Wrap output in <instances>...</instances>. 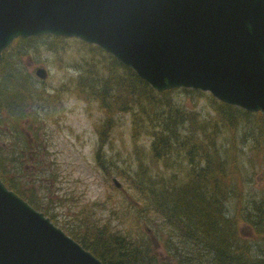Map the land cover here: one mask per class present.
<instances>
[{"label":"trees","instance_id":"obj_1","mask_svg":"<svg viewBox=\"0 0 264 264\" xmlns=\"http://www.w3.org/2000/svg\"><path fill=\"white\" fill-rule=\"evenodd\" d=\"M45 50L57 56L61 70L76 72L67 90L96 103L106 115L95 129L98 167L111 177L104 151L119 113L131 114L137 156L134 169L122 171L125 187L117 190L122 208L111 210L113 216L123 213L118 224L96 220L84 210L77 228L61 226L67 235L103 264H264V114L199 91L159 93L113 56L79 39H17L3 52L0 177L11 191L58 223L39 189L30 191L19 180L43 182L53 175L47 176L50 169L38 160L46 149L41 132L51 95L44 90L46 82L23 63L26 57L39 62ZM182 93L183 101L178 99ZM191 93L209 98V112L190 103ZM144 138L150 140L147 153L138 146ZM30 155L32 177L25 170ZM42 190L52 197L49 188Z\"/></svg>","mask_w":264,"mask_h":264},{"label":"water","instance_id":"obj_2","mask_svg":"<svg viewBox=\"0 0 264 264\" xmlns=\"http://www.w3.org/2000/svg\"><path fill=\"white\" fill-rule=\"evenodd\" d=\"M46 35L100 48L159 93L264 114V0H0V63L17 39ZM0 264L103 263L0 178Z\"/></svg>","mask_w":264,"mask_h":264},{"label":"rangeland","instance_id":"obj_3","mask_svg":"<svg viewBox=\"0 0 264 264\" xmlns=\"http://www.w3.org/2000/svg\"><path fill=\"white\" fill-rule=\"evenodd\" d=\"M60 62L57 56L46 50L43 58L37 63H32L30 57L23 60V63L27 64L28 72L38 80L40 78L33 74L35 68L43 67L48 71L44 90L46 95H51L46 101L50 115L41 132L46 149L37 159L43 164V168L50 169L47 176L51 172L53 175H50V180L47 177L43 182L23 180L21 176L19 180L23 185L26 184L30 191L39 189L43 202L49 204L51 212L56 214L58 221L56 226L60 228L63 224L77 228L79 223L76 219H80L78 216L84 210L86 213L91 212L92 218L103 222L110 221L115 226L119 222L117 217H121L123 213L119 212L117 216H113L111 210L120 209L123 201L120 193L122 190L117 191L119 189L114 185L113 179H117L124 188L122 171H132L137 162L130 137L131 114L119 113L115 117L116 130L111 138L112 142L104 151L105 164L112 173L108 178L98 167L95 156L99 148V137L95 129L106 120V115L96 103L88 102L85 97L81 98L72 90H67L73 88L69 80L76 72L71 68L61 70ZM61 86H65V89L61 90ZM178 96L182 101L187 97L185 93ZM188 97L192 99L189 102L197 106L198 110L209 112V98L196 93H191ZM6 140L14 141L12 138ZM149 142L148 138H144L138 142V146L147 153ZM9 151L12 153L11 149ZM34 163L30 155V161L25 163V170L31 177L35 175ZM263 164L261 167L264 168ZM45 188L50 189L51 198L47 191L42 190Z\"/></svg>","mask_w":264,"mask_h":264}]
</instances>
